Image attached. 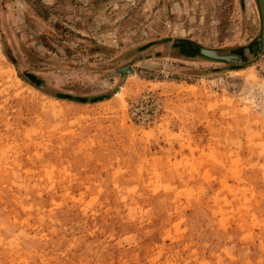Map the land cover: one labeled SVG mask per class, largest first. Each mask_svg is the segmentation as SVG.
<instances>
[{
  "label": "rangeland",
  "instance_id": "374dc122",
  "mask_svg": "<svg viewBox=\"0 0 264 264\" xmlns=\"http://www.w3.org/2000/svg\"><path fill=\"white\" fill-rule=\"evenodd\" d=\"M255 5L0 0V264H264Z\"/></svg>",
  "mask_w": 264,
  "mask_h": 264
},
{
  "label": "water",
  "instance_id": "95a60500",
  "mask_svg": "<svg viewBox=\"0 0 264 264\" xmlns=\"http://www.w3.org/2000/svg\"><path fill=\"white\" fill-rule=\"evenodd\" d=\"M255 4L259 30L252 42L232 48L220 49L219 47H206L191 39H176L175 46L191 52L202 60L219 62V64H223L230 69L241 68L253 63L260 57H264V0H255ZM139 58L137 57L135 60ZM131 62L132 60L117 67L110 74H120L122 78H125L127 73H132ZM65 97H73L82 101V98L77 96H63V98Z\"/></svg>",
  "mask_w": 264,
  "mask_h": 264
}]
</instances>
